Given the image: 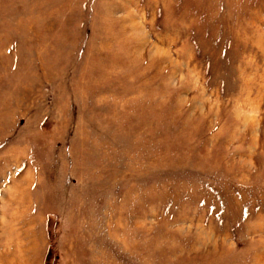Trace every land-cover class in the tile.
Wrapping results in <instances>:
<instances>
[{
	"label": "rangeland",
	"instance_id": "rangeland-1",
	"mask_svg": "<svg viewBox=\"0 0 264 264\" xmlns=\"http://www.w3.org/2000/svg\"><path fill=\"white\" fill-rule=\"evenodd\" d=\"M0 264H264V0H0Z\"/></svg>",
	"mask_w": 264,
	"mask_h": 264
}]
</instances>
